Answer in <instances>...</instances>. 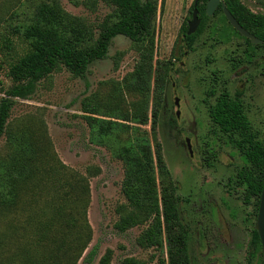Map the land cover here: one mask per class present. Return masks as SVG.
Wrapping results in <instances>:
<instances>
[{
	"label": "rangeland",
	"instance_id": "374dc122",
	"mask_svg": "<svg viewBox=\"0 0 264 264\" xmlns=\"http://www.w3.org/2000/svg\"><path fill=\"white\" fill-rule=\"evenodd\" d=\"M40 1L0 0V83L5 87L12 83L6 76L8 63L26 49L25 42L11 33L10 28L26 23ZM194 1L158 0L152 68L143 80L148 93V121L139 129L147 131L153 150L156 143L160 145L165 168L157 171L158 186L161 188L170 181L176 185L181 214L188 228L187 255L192 264H250L248 244L254 209L251 202H245V187L237 177V172L249 164L232 135L222 132L211 120L208 108L221 92L230 96L239 92L253 131L264 143V47L245 42L217 10L205 18L203 25L199 22L192 42L188 43L181 26L191 19ZM200 1L202 6L207 0ZM60 2L65 10L83 16L94 26L112 9L102 1L94 10L70 0ZM234 2L244 24L261 36L254 34L255 37L264 39V24L258 22V26L254 22L255 16L264 18V0ZM139 57L132 40L117 35L107 56L90 63L84 76H73L61 67L41 79L30 97L14 98L9 117L11 127L25 124L33 136L47 144L48 164L57 166L62 162L88 176L86 218L91 238L75 264H96L107 249L112 251L110 264H123L126 257L141 264H160L161 258L164 264L171 261L165 232L163 248H144L137 244L136 237L145 224L123 231L114 226L119 216L116 208L125 201L120 189L123 162L109 146L96 142L82 112V101L95 95L97 117L136 125L118 117L131 113L132 102L139 98L127 90V85L131 87L134 82L130 73ZM162 75L163 80L157 79ZM118 87L123 89V97ZM154 109L158 111L156 120L152 115ZM118 133L120 138L112 142L115 147L127 135L121 130ZM7 138L5 134L0 137V154L5 153ZM87 167L99 170L89 175ZM38 205L45 206L43 198ZM12 218L17 227L26 221V215L21 213ZM1 225L2 220L0 229ZM18 232L33 234L28 226ZM25 238L18 237L15 244ZM91 249L95 252L92 261H83ZM251 264H258L257 259L253 258Z\"/></svg>",
	"mask_w": 264,
	"mask_h": 264
},
{
	"label": "trees",
	"instance_id": "16d2710c",
	"mask_svg": "<svg viewBox=\"0 0 264 264\" xmlns=\"http://www.w3.org/2000/svg\"><path fill=\"white\" fill-rule=\"evenodd\" d=\"M70 1L83 4L90 10L102 1L112 9L94 26L83 16L65 10L60 0H42L34 6L26 23L10 28L11 33L18 34L25 42L26 49L8 63L6 76L11 85L5 87L0 83V92L4 93L0 96V137L8 135L5 153L0 154V264H75L87 248L91 238L86 218L88 176L62 162L57 166L48 164L47 144L33 136L25 124L11 127L9 117L15 97H30L38 82L59 68H66L73 76H84L90 63L107 56L112 39L117 35L131 39L140 54L134 71L130 73L134 82L131 87L127 85V90L138 94L139 98L132 102L131 113L124 112L118 117L136 125L97 117L95 95L82 101L83 116L93 129L96 142L109 146L114 156L123 162L120 189L125 201L116 208L119 216L114 226L123 231L145 224L136 237L137 244L144 248H163L165 232L170 264H192L187 255L188 228L181 214L176 185L170 181L161 188L158 186L157 171L165 168L160 145L156 143L153 150L147 131L139 129L148 121V93L143 80L147 79L152 68L158 0ZM225 1L236 20L261 37L237 15L239 10L235 0ZM205 5L201 6V1L197 0L201 25L208 17ZM216 10L223 13L220 6ZM254 22L263 25L264 18L255 16ZM186 31L187 23H184L181 26L183 38L191 43L194 32L188 35ZM5 40L10 42L8 36ZM164 75L157 79L163 80ZM117 90L122 96L123 89L118 87ZM157 112L156 109L152 112L153 120H156ZM209 116L222 132L232 135L249 164L248 168L237 172L245 187L244 200L251 202L254 209L248 259L250 264L253 258L258 264H264L260 239L254 227L264 184V143L253 131L239 92L234 96L221 92L209 107ZM119 130L127 135L115 147L112 142L114 138H120ZM86 170L92 175L99 169L87 167ZM42 198L44 207L38 205ZM16 213L26 215L25 223L18 227L12 218ZM26 226L33 234L26 236L18 232L25 231ZM18 237L26 238L15 244ZM94 253L93 249L88 251L83 261H92ZM111 254L112 251L107 249L96 264H110ZM159 263L164 264V259H159ZM123 264L141 262L126 257Z\"/></svg>",
	"mask_w": 264,
	"mask_h": 264
},
{
	"label": "water",
	"instance_id": "95a60500",
	"mask_svg": "<svg viewBox=\"0 0 264 264\" xmlns=\"http://www.w3.org/2000/svg\"><path fill=\"white\" fill-rule=\"evenodd\" d=\"M197 0L193 3V9L191 14V19L187 22V31L186 33L189 35L197 29L200 19L198 17V9L196 7ZM220 6L224 16L226 17L227 21L230 23V25L239 33L242 35L248 37L251 42H261L262 40L255 37L252 33L247 31L237 20L236 18L231 14V12L226 8L224 4V0H207L205 5V12L206 14L212 15L213 12L217 9V7ZM175 104L178 105V99H175ZM187 145L190 151V145L188 142V139H186ZM255 229L257 231V234L260 239V245H261V258L264 260V184L260 193L259 198V204H258V210L255 220Z\"/></svg>",
	"mask_w": 264,
	"mask_h": 264
},
{
	"label": "flooded vegetation",
	"instance_id": "af4514ba",
	"mask_svg": "<svg viewBox=\"0 0 264 264\" xmlns=\"http://www.w3.org/2000/svg\"><path fill=\"white\" fill-rule=\"evenodd\" d=\"M230 24V23H229ZM247 30V29H246ZM248 31V30H247ZM238 32V31H237ZM239 33V32H238ZM251 33V32H250ZM241 34V33H240ZM253 34V33H252ZM242 35V34H241ZM254 35V34H253ZM243 36V40L245 41V42H248V43H250V44H252V45H254V46H257V47H264V39L263 38H259V39H261L262 41L261 42H251V40L248 38V37H246V36H244V35H242ZM239 58H240V60H243V56H239ZM236 93V92H235ZM235 95V94H234ZM217 98V97H216ZM212 105V104H211ZM211 105H209V107L211 106ZM208 114H209V108H208ZM210 117V116H209ZM211 118V117H210ZM212 120V119H211Z\"/></svg>",
	"mask_w": 264,
	"mask_h": 264
}]
</instances>
